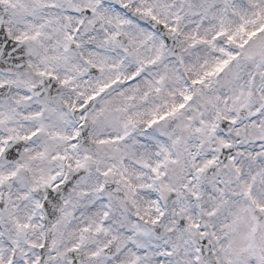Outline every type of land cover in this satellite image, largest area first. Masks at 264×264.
<instances>
[{"label":"snow or ice","instance_id":"obj_1","mask_svg":"<svg viewBox=\"0 0 264 264\" xmlns=\"http://www.w3.org/2000/svg\"><path fill=\"white\" fill-rule=\"evenodd\" d=\"M0 264H264V0H0Z\"/></svg>","mask_w":264,"mask_h":264}]
</instances>
